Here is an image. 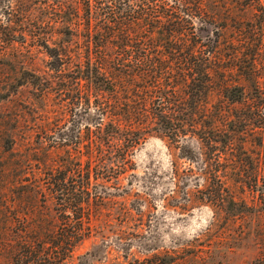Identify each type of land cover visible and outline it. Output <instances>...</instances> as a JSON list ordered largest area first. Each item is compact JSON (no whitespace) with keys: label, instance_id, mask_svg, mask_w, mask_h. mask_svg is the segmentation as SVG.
Instances as JSON below:
<instances>
[{"label":"trees","instance_id":"16d2710c","mask_svg":"<svg viewBox=\"0 0 264 264\" xmlns=\"http://www.w3.org/2000/svg\"><path fill=\"white\" fill-rule=\"evenodd\" d=\"M55 7L61 39L43 48L54 81L75 84L86 102V134L73 135L77 152L64 149L54 165L47 160L56 147L41 148L40 219L37 212L33 221L0 224V258L64 264L112 198L126 194L106 183L133 169L135 148L151 135L188 164L172 163L178 190L192 186L197 202L231 219L264 210V0H60ZM12 11L9 3L5 12ZM207 26L213 33L201 35ZM246 192L250 205L240 196Z\"/></svg>","mask_w":264,"mask_h":264},{"label":"rangeland","instance_id":"374dc122","mask_svg":"<svg viewBox=\"0 0 264 264\" xmlns=\"http://www.w3.org/2000/svg\"><path fill=\"white\" fill-rule=\"evenodd\" d=\"M56 1L60 0H0V224L4 225L36 220L37 212L40 219L41 148L56 147L47 160L54 165L64 149L77 152L73 135L86 134V102L77 98L75 84L67 89L54 81L43 48V43L52 46L61 39ZM9 3L13 11L7 15ZM213 30L207 26L201 35ZM80 86L86 94L85 84ZM84 144L77 156L82 165ZM174 153L167 140L154 135L139 143L130 159L133 169L120 176L118 184L114 178L106 183L112 193L120 186L126 194L118 192L121 196L112 198L94 219L91 235L64 264H264V210L249 209L227 218L197 202L192 186L183 189L190 199L184 202L182 190L171 178ZM175 162L181 169L188 167L186 162ZM249 195L240 196L250 205ZM54 221L60 222L56 217ZM0 264H8V259L0 258Z\"/></svg>","mask_w":264,"mask_h":264}]
</instances>
